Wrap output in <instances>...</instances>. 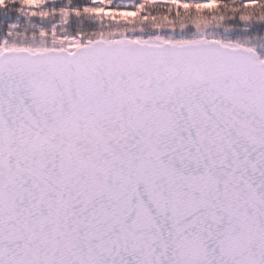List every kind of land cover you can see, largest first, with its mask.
Here are the masks:
<instances>
[{"label": "water", "instance_id": "obj_1", "mask_svg": "<svg viewBox=\"0 0 264 264\" xmlns=\"http://www.w3.org/2000/svg\"><path fill=\"white\" fill-rule=\"evenodd\" d=\"M0 264H264L257 52H1Z\"/></svg>", "mask_w": 264, "mask_h": 264}, {"label": "trees", "instance_id": "obj_2", "mask_svg": "<svg viewBox=\"0 0 264 264\" xmlns=\"http://www.w3.org/2000/svg\"><path fill=\"white\" fill-rule=\"evenodd\" d=\"M98 0H5L0 3V50H72L97 39L149 42L213 39L255 49L264 60V0H105L112 11L136 15L124 21L95 14ZM214 2L211 8H201Z\"/></svg>", "mask_w": 264, "mask_h": 264}, {"label": "rangeland", "instance_id": "obj_3", "mask_svg": "<svg viewBox=\"0 0 264 264\" xmlns=\"http://www.w3.org/2000/svg\"><path fill=\"white\" fill-rule=\"evenodd\" d=\"M5 0H0V3H3ZM173 4L179 8V7H186V2H182L180 0H173L172 1ZM94 12L95 14H101V15H105V16H111V17H117V18H120V19H124L127 20V19H131L133 18L136 13L134 12H129V11H112L110 9H108V5L107 3L105 2V0H98L96 2H94ZM198 6H201L203 8H211V7H214L215 6V3L214 2H206V3H203L201 5H198Z\"/></svg>", "mask_w": 264, "mask_h": 264}]
</instances>
